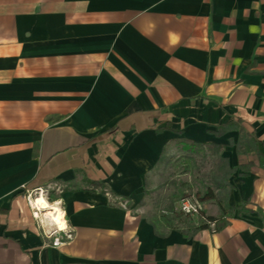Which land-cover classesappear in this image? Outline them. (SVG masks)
Segmentation results:
<instances>
[{
    "label": "crops",
    "instance_id": "crops-1",
    "mask_svg": "<svg viewBox=\"0 0 264 264\" xmlns=\"http://www.w3.org/2000/svg\"><path fill=\"white\" fill-rule=\"evenodd\" d=\"M201 150L215 226L160 229L147 192ZM47 186L61 248L25 199ZM0 264H264V0H0Z\"/></svg>",
    "mask_w": 264,
    "mask_h": 264
},
{
    "label": "rangeland",
    "instance_id": "rangeland-1",
    "mask_svg": "<svg viewBox=\"0 0 264 264\" xmlns=\"http://www.w3.org/2000/svg\"><path fill=\"white\" fill-rule=\"evenodd\" d=\"M206 155V151L201 150L200 153L180 154L168 161L155 187L147 192L144 202L146 216L156 221L160 229L198 228L202 225L201 221L183 215L178 210V203L188 196L202 201L208 191L216 192V179L223 177L228 169L220 159ZM60 191L53 187L52 201H57L55 198Z\"/></svg>",
    "mask_w": 264,
    "mask_h": 264
},
{
    "label": "built area",
    "instance_id": "built-area-1",
    "mask_svg": "<svg viewBox=\"0 0 264 264\" xmlns=\"http://www.w3.org/2000/svg\"><path fill=\"white\" fill-rule=\"evenodd\" d=\"M25 199L31 211L33 220L39 236L42 238L45 247L61 248L72 243L75 240L76 232L70 226L67 219V212L61 200L52 201L51 193L52 186L41 187L34 190L24 189ZM40 198H45L50 204L57 206L54 209L40 207L37 201ZM116 200V199H115ZM123 207L126 203L119 202ZM178 210L185 216L197 219L202 222V225L214 227L216 222L207 220L203 201L195 196L182 198L178 203ZM52 211L56 217H59L61 222L55 221L47 213Z\"/></svg>",
    "mask_w": 264,
    "mask_h": 264
},
{
    "label": "bare ground",
    "instance_id": "bare-ground-1",
    "mask_svg": "<svg viewBox=\"0 0 264 264\" xmlns=\"http://www.w3.org/2000/svg\"><path fill=\"white\" fill-rule=\"evenodd\" d=\"M37 204L40 207H44V208H50V209H54L53 207L57 208V206L50 204L45 198H40L37 201ZM48 216L52 217V219H54L55 221H58L59 223L61 222L59 217H56L55 214L52 213V211H49V213H47Z\"/></svg>",
    "mask_w": 264,
    "mask_h": 264
},
{
    "label": "trees",
    "instance_id": "trees-1",
    "mask_svg": "<svg viewBox=\"0 0 264 264\" xmlns=\"http://www.w3.org/2000/svg\"><path fill=\"white\" fill-rule=\"evenodd\" d=\"M215 198V194L213 191H208L206 193V195L202 198V201H205V200H212ZM207 220L210 221V222H216L217 220L212 218V217H207ZM205 228H208V225H201L199 226L198 228H196V230H201V229H205Z\"/></svg>",
    "mask_w": 264,
    "mask_h": 264
}]
</instances>
